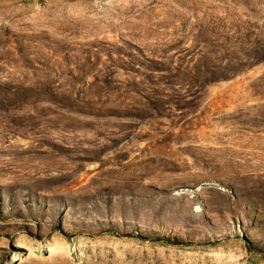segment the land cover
Wrapping results in <instances>:
<instances>
[{"label": "rangeland", "instance_id": "374dc122", "mask_svg": "<svg viewBox=\"0 0 264 264\" xmlns=\"http://www.w3.org/2000/svg\"><path fill=\"white\" fill-rule=\"evenodd\" d=\"M0 264H264V0H0Z\"/></svg>", "mask_w": 264, "mask_h": 264}]
</instances>
